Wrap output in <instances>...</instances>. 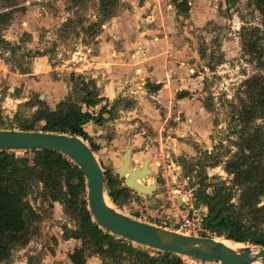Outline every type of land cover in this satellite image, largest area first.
<instances>
[{"label":"rangeland","instance_id":"obj_1","mask_svg":"<svg viewBox=\"0 0 264 264\" xmlns=\"http://www.w3.org/2000/svg\"><path fill=\"white\" fill-rule=\"evenodd\" d=\"M15 4L7 25L0 28L10 45L19 42L15 55L0 45V113L5 126L12 124L5 129H19L16 115L21 120L31 116L35 108L23 105L30 99L54 109L72 92V73L93 78L104 101L91 111L97 113L105 103L110 108L121 99L111 113H103L101 124L84 126L98 146L94 153L102 169L122 177L124 185L128 173L121 169L127 155L131 170H148L138 178L144 189L132 188L136 194L124 207L107 196L108 202L128 216L180 233L184 203L201 223L203 210L193 201L196 178L184 175L179 158L189 163L205 151L213 152L221 140L229 154L236 151L224 137L229 104L237 103L244 80L260 71L242 50V33L264 29L252 0H189L187 15L177 13L170 0H109L105 7L100 0ZM0 5H7L6 0ZM100 15L106 18L90 28ZM146 82L161 87L151 92ZM181 91L187 96L181 97ZM126 105L130 108L124 109ZM206 174L212 182L218 176L227 182L232 177L221 166L207 168ZM37 192L29 198L38 216L29 227L28 242L0 264H26L29 258L34 264H71L68 254L81 241L64 239L63 233L78 228L76 211L58 202L50 206ZM176 197L182 200L178 204ZM80 199L71 201L73 207ZM203 233L233 242L207 230L197 236ZM181 258L185 264H198Z\"/></svg>","mask_w":264,"mask_h":264},{"label":"trees","instance_id":"obj_2","mask_svg":"<svg viewBox=\"0 0 264 264\" xmlns=\"http://www.w3.org/2000/svg\"><path fill=\"white\" fill-rule=\"evenodd\" d=\"M108 2L100 0V6L105 7ZM170 2L177 13L188 14L189 0ZM252 2L264 19V0ZM15 3L16 0H6L7 5H0V28L7 25L11 16L10 9L15 7ZM103 19L100 15L97 21L90 24V28L98 26ZM241 40L243 52L252 61H256L260 71L244 80L241 93L244 96L238 95L237 103L229 104V124L224 137L235 146V153L229 154L230 149L221 140L213 152L205 151L189 163L181 156L179 159L185 170L184 175L196 178L198 187L193 193V201L196 207L203 210L201 224L209 235L264 247V29L259 31V28L254 27L242 33ZM10 44L0 33L2 49H9L15 55L19 42ZM35 54L42 55L40 52ZM70 77L76 78L72 92L54 109L44 101L30 99L23 105L35 108L31 116L21 120L16 115L14 120L21 130H41L81 137L90 143L93 152H97L98 146L93 143L84 126L88 123L101 124L103 113H111L121 103V99L118 97L110 108L105 103L95 113L90 109L104 101L96 80H85L75 73ZM145 86L151 92L161 87L160 84L150 82H146ZM180 94L185 97L187 91H181ZM123 108L128 109L130 106ZM37 124L41 126L37 128ZM11 126L4 125L0 113V128ZM218 148L224 149V152H214ZM21 152L23 154L18 155L17 151H0V263L10 258L15 247L28 242L29 227L38 216L29 198L37 190L38 196L50 206L58 202L76 211L78 228L71 234L63 233L64 239L81 241L68 254L71 264H85L90 257H97L100 264H185L179 255L133 244L101 229L87 208L83 173L67 157L50 150ZM28 154L32 157H28ZM216 166H221L227 175L232 176L229 182L219 176L215 177V182L208 178L206 169ZM104 175L107 196L118 207H124L125 201L133 198L136 193L124 185L122 177L106 170ZM79 198V205L73 207L71 201ZM203 235L207 236L205 233ZM26 264H34L32 258Z\"/></svg>","mask_w":264,"mask_h":264},{"label":"water","instance_id":"obj_3","mask_svg":"<svg viewBox=\"0 0 264 264\" xmlns=\"http://www.w3.org/2000/svg\"><path fill=\"white\" fill-rule=\"evenodd\" d=\"M40 99H43L41 94ZM50 150L67 157L83 173L87 188V208L97 225L119 238L146 248L168 252L192 260L218 264H264V247L238 244L234 250L223 243L224 240L209 236L183 234L165 227L150 224L120 212L106 204L105 175L101 164L88 143L83 138L41 130L1 129L0 151ZM129 155L125 158L122 173L127 169L125 185L135 190L142 186L135 182L148 170H131ZM109 198V197H108ZM111 201V200H110ZM179 202L182 200L179 198ZM186 209H190L181 203Z\"/></svg>","mask_w":264,"mask_h":264},{"label":"built area","instance_id":"obj_4","mask_svg":"<svg viewBox=\"0 0 264 264\" xmlns=\"http://www.w3.org/2000/svg\"><path fill=\"white\" fill-rule=\"evenodd\" d=\"M177 197L175 198V203L178 204L177 202ZM174 204V203H173ZM194 216V214H193ZM180 229L183 230L182 233L188 234V235H200L202 232H206V230L201 227L200 219L198 218H193L190 216L188 213V210L184 207L181 209V220H180ZM194 262L198 264H207L208 262H202V261H197L194 260Z\"/></svg>","mask_w":264,"mask_h":264},{"label":"bare ground","instance_id":"obj_5","mask_svg":"<svg viewBox=\"0 0 264 264\" xmlns=\"http://www.w3.org/2000/svg\"><path fill=\"white\" fill-rule=\"evenodd\" d=\"M125 172L128 173V175H129V172L127 171V169H126ZM135 182H138V178L135 179ZM138 183H139V182H138ZM106 197H107V196H106ZM105 200H106V204H107L108 206L114 208V206H112V205L108 202L107 198H106ZM223 243H224L225 245H227L228 247L234 249V250H238V248H240V246H238L237 243H233V242H229V241H225V240L223 241Z\"/></svg>","mask_w":264,"mask_h":264},{"label":"crops","instance_id":"obj_6","mask_svg":"<svg viewBox=\"0 0 264 264\" xmlns=\"http://www.w3.org/2000/svg\"><path fill=\"white\" fill-rule=\"evenodd\" d=\"M150 81L153 82L152 79H151ZM151 82H150V83H151ZM155 83H156V82H155ZM169 83H170V82H169ZM164 87H168V85H164ZM178 199H179V198H178ZM178 199H177V202L179 203ZM77 246H78V245H77ZM85 264H100V261H99V259L96 258V257H90V258L87 259V261H86Z\"/></svg>","mask_w":264,"mask_h":264}]
</instances>
